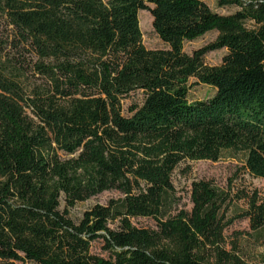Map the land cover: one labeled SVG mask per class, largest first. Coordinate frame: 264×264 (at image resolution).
I'll return each instance as SVG.
<instances>
[{
	"label": "trees",
	"instance_id": "trees-1",
	"mask_svg": "<svg viewBox=\"0 0 264 264\" xmlns=\"http://www.w3.org/2000/svg\"><path fill=\"white\" fill-rule=\"evenodd\" d=\"M0 0L10 45L0 52V264H264V192L191 183L178 206L172 176L185 161L243 155L264 178V0ZM147 10L165 48L142 43ZM214 41L187 53L185 41ZM225 48L216 65L209 51ZM31 72L33 79H28ZM212 96L187 98L189 78ZM143 100L123 113L122 100ZM122 196L74 218L105 190ZM243 201L245 208L229 214ZM148 217L155 227L137 226ZM247 219L263 250L228 249L225 230ZM101 242L106 255L92 251ZM237 251V252H236Z\"/></svg>",
	"mask_w": 264,
	"mask_h": 264
},
{
	"label": "rangeland",
	"instance_id": "rangeland-1",
	"mask_svg": "<svg viewBox=\"0 0 264 264\" xmlns=\"http://www.w3.org/2000/svg\"><path fill=\"white\" fill-rule=\"evenodd\" d=\"M107 2L108 0H104ZM208 6L215 12L221 14H228L234 12L237 7L235 6H218L216 0H204ZM139 25L142 32V43L147 48H165L167 44L164 43L156 34L152 26V16L147 10H140ZM217 31H209L204 35L191 40L185 41L183 49L187 53L198 49L215 40ZM10 26L5 25V21L0 17V52L10 56H15L18 61H29L31 56L27 53H22L10 45ZM226 53L225 48L209 51L205 54L204 61L210 65H216L221 62L222 56ZM27 74L28 79H33L31 72ZM188 84L190 85L187 98L189 101L207 99L213 95L215 89L207 84L197 82L194 77L189 78ZM143 100V95L140 91L130 93L122 100V109L125 115H128V107L133 103L140 104ZM206 179L213 182L214 185L221 189H227L228 185L232 189L240 187H256L261 192H264V178L253 177L243 168V155L233 151H224L217 161L211 160H196L185 161L181 163L173 173L172 181L175 187V197L178 199V206H183L187 209L192 207L190 200L191 183L194 180ZM122 194L116 190H105L85 201L76 203L70 208V214L74 218L80 217L81 213L90 208L92 205L106 204L109 199L121 197ZM245 208L243 201L234 202L229 207V214H233L239 209ZM133 223L137 226L155 227V221L148 217H138L133 219ZM241 231L242 233H237ZM230 249L233 239L239 234L241 237L236 240L238 244V254L248 260H254L262 250L260 242L255 239L254 233L248 225V220L241 218L235 220L224 232ZM101 242L95 241L92 243V251L101 255H106V252L101 248ZM17 264H35L31 261L23 260L18 261Z\"/></svg>",
	"mask_w": 264,
	"mask_h": 264
}]
</instances>
